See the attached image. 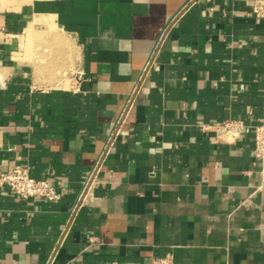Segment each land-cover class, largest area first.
Masks as SVG:
<instances>
[{"label": "crops", "instance_id": "obj_1", "mask_svg": "<svg viewBox=\"0 0 264 264\" xmlns=\"http://www.w3.org/2000/svg\"><path fill=\"white\" fill-rule=\"evenodd\" d=\"M259 4L0 0V264H264Z\"/></svg>", "mask_w": 264, "mask_h": 264}, {"label": "built area", "instance_id": "obj_2", "mask_svg": "<svg viewBox=\"0 0 264 264\" xmlns=\"http://www.w3.org/2000/svg\"><path fill=\"white\" fill-rule=\"evenodd\" d=\"M255 11L264 15V5L255 6ZM246 131V124L240 119H228L219 125L222 136L230 139L241 137ZM255 156L264 160V122L254 125ZM8 186L16 195L29 198L60 199L62 194L49 178L37 179L30 174L27 167L14 163L8 171H0V186ZM144 264H177L174 256L168 253L154 257Z\"/></svg>", "mask_w": 264, "mask_h": 264}]
</instances>
